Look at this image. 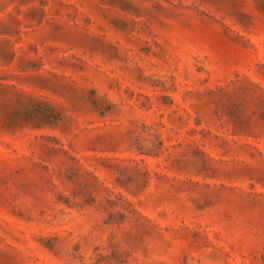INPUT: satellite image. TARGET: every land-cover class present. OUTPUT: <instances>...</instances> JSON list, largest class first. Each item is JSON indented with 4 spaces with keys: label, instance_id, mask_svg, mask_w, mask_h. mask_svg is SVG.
I'll list each match as a JSON object with an SVG mask.
<instances>
[{
    "label": "rangeland",
    "instance_id": "1",
    "mask_svg": "<svg viewBox=\"0 0 264 264\" xmlns=\"http://www.w3.org/2000/svg\"><path fill=\"white\" fill-rule=\"evenodd\" d=\"M0 264H264V0H0Z\"/></svg>",
    "mask_w": 264,
    "mask_h": 264
}]
</instances>
